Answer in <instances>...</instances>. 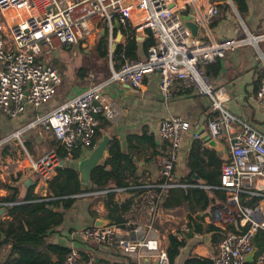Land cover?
<instances>
[{"label":"built area","instance_id":"built-area-1","mask_svg":"<svg viewBox=\"0 0 264 264\" xmlns=\"http://www.w3.org/2000/svg\"><path fill=\"white\" fill-rule=\"evenodd\" d=\"M197 3L198 0H0V110L16 117L27 105L38 108L51 99L61 82V75L55 64L43 60L46 52L55 46L54 43L73 45L85 41L98 33L97 23H101L109 31L103 51L93 67L101 79L49 111L37 114L31 122L13 132L12 137L19 139L26 130L42 126L64 146L62 156L57 155L55 149H49L38 158L27 154L28 167L38 174L40 183L46 184L58 168L80 159L96 145V129L101 117L109 120L115 116L113 107L103 95L111 83H126L139 88L146 74L157 73V88L168 100L172 84L178 81L182 87L191 88L210 100V135L225 137L229 150V157L220 169V183L201 186L224 191L226 204L217 210L216 220L212 221L206 215L200 222L203 225L205 221L213 222L224 229L239 216V225L247 226L241 233L221 230L209 259L212 264H245L255 233L264 231V213L259 205L241 206L239 196L248 194L264 198V132L229 110L228 95L213 84L205 65L223 58L226 51L235 47L246 43L257 46L264 40V32L240 38L213 39L209 26L218 14V8L211 4L202 10ZM188 6L190 11H187ZM188 18H193L199 25L195 36L184 23ZM115 19L126 35L132 37L137 31H142L155 40L144 57L125 60L118 67L112 50ZM201 30L205 37L199 34ZM121 56L124 57L123 53ZM256 98L264 107V79L257 89ZM233 121L237 122V127ZM188 127L189 123L178 115H171L158 123V137L168 145L160 163L162 181H140L134 186L104 189L92 184L86 191L71 195L81 198L114 193L118 197L122 190L146 189L142 196L136 198L139 203L124 215L123 222L81 227L78 233L83 241L114 249L133 258L136 264H142L147 256L155 259L157 264H169L161 232L153 226L160 210V194L152 190L200 186L180 182L173 176L179 159L181 135ZM4 141H0L1 146ZM79 147L82 153L76 159L74 153ZM20 202L0 199V208ZM164 211L168 217L181 221L178 227L164 232L168 231L180 239L181 233L189 229L188 216L173 215L174 210L169 208ZM136 213L147 216L145 224L132 218ZM94 263L92 254L76 247H70L65 262Z\"/></svg>","mask_w":264,"mask_h":264},{"label":"crops","instance_id":"crops-1","mask_svg":"<svg viewBox=\"0 0 264 264\" xmlns=\"http://www.w3.org/2000/svg\"><path fill=\"white\" fill-rule=\"evenodd\" d=\"M245 3V12L241 13L233 0L231 2L229 0H198L197 5L202 10L211 4L218 8V14L213 18L209 26L213 39L222 37L240 38L244 35L264 32V0H245ZM190 10L191 7L188 6L187 11ZM97 24L99 25L97 37L95 36L96 34L91 35L85 41H80L73 45L54 43L55 46L46 52L43 60L55 64L59 72L61 68L60 74L62 75V81L56 86L55 93L51 99L38 108L27 105L25 110L16 117H11L0 110V141L5 139L6 141L4 142H10L11 145L13 141H17L26 152V156L21 160H17L18 158L13 160L6 155L4 160L0 161V182H8L6 187L13 192V196H11L7 188H2L0 185V199L11 200L15 198L17 200V196L24 194L26 189L34 183L33 193L46 194L47 183H40L38 178L32 184L28 181L34 171L28 167L27 154L33 158H38L49 149H54L51 146V140L54 139L52 133L42 126H35L21 133L19 139L12 137V134L17 129L31 122L37 114L49 111L61 102L72 98L88 87V85L101 79L100 74L93 67L96 65L95 61H97L98 55L102 53L103 44L109 35V31L101 23ZM102 31L104 32L103 34H101ZM117 31L118 29L113 25L112 34L114 39ZM199 34L205 37L202 30ZM122 38L123 32L120 42ZM144 39H137L139 41L138 52L141 58L146 55L141 48V43ZM216 60H219L220 69L217 73L210 75V78L216 87L224 89L228 95L229 110L236 117L250 122L264 132V107L260 105L256 98V87L264 79V40L259 41L257 46L246 43L230 49L226 51L223 58ZM157 82V73H148L144 76L143 84L139 88L132 87L126 83L114 82L104 90V97L115 111V116L112 119H106L107 125L101 128V132L110 137L109 145L105 152V159L108 156V149L114 138L118 139L120 143L122 140L126 141L125 151L128 146L127 136L131 134L140 135L144 131L155 135L157 143L161 144L162 140L158 137L157 132L159 121L171 115H178L189 123V127L182 132L179 159L173 171L174 178L178 179L187 172V155L195 135L197 134L196 139L203 141L199 135L210 134L208 127L211 115L210 100L197 94L191 88L182 87L178 81L172 84L171 96L168 100H165L157 88ZM103 120L105 119H100V124ZM233 125L237 127V122L233 121ZM218 139L224 147L219 155L228 159L227 141L223 136H219ZM23 140H28V142L32 143L34 154L28 152ZM156 151L144 148L138 152L140 156L137 160L136 168L138 181L151 183L159 180L160 163L165 156V152L161 149ZM18 174H20L19 177ZM12 177L17 178V181L13 184L11 183ZM38 189L40 192H38ZM41 190H44V193ZM145 191L146 189L139 196H142ZM223 192L217 193L214 190H208L211 195V204L206 215L212 221L216 220L217 210L226 204V197H223L225 195ZM127 193L129 195L125 199L132 196L129 191ZM116 198L118 201H122L119 196ZM94 199H98L95 204L92 202ZM256 205H259L264 213L263 197ZM177 208L181 211L180 215L182 216L189 217L190 214L193 217L195 216L196 212H191L186 204ZM177 208H173V210ZM164 209L166 208H161L160 206L153 226L161 232L163 246L167 248L168 235L171 233L164 231L168 228L178 227L180 221L170 216L168 217ZM93 210L95 211L94 215L91 214ZM99 216H105L101 197H81L71 209L64 211L63 221L53 228L49 241L68 246L69 248L76 247L86 254H92L95 258L94 264H136L133 258L125 256L114 249L101 247L95 243L82 240L78 233L79 229L85 225L93 224L94 219ZM146 217L144 213H136L132 216L134 220L143 224L147 221ZM7 219H9L7 213L0 216V222ZM209 223L215 225L213 222L205 221L204 226ZM162 225H167V227L161 230L159 227ZM263 232L260 230L255 233L252 260L245 263L264 264ZM197 241L198 244H195ZM214 250L215 244H211L210 247L204 244L203 234L193 236L188 240L187 245L181 248L174 264H182L189 254L209 257ZM142 264L157 263L155 259L147 256Z\"/></svg>","mask_w":264,"mask_h":264},{"label":"trees","instance_id":"trees-1","mask_svg":"<svg viewBox=\"0 0 264 264\" xmlns=\"http://www.w3.org/2000/svg\"><path fill=\"white\" fill-rule=\"evenodd\" d=\"M233 1L236 3L238 10L244 13L246 9L245 0ZM154 42V38L149 34L141 43L142 52L145 54L149 45ZM138 44L139 41L136 36L130 37L123 33L121 42L117 44L113 51V58L117 67L125 60L141 58L138 52ZM122 53L124 57L121 56ZM205 69L209 72V75L217 73L220 69L219 60H214L205 65ZM258 87H256V92ZM102 119L104 118L101 117ZM106 125L107 121L105 119L97 127L95 141L102 137L101 128ZM127 142V150L123 151L120 141L114 138L109 146L107 158L92 170L89 188L92 184H96L99 189L122 188L140 184L136 174L137 160L140 158L138 152L144 148L157 151L161 149L166 155L168 147L166 141L158 144L155 135L148 134L146 131L140 135H128ZM23 143L28 152L34 154L32 143L28 140H23ZM51 146L54 147L57 155L62 156L64 146L59 141L52 139ZM81 153V147H79L74 153V158H79ZM6 155L13 160L16 158L21 160L26 156V152L17 141H13L12 145L8 142L1 146L0 161L4 160ZM226 160L214 150L205 147L202 141L194 138L187 155V172L178 178V181L200 186L195 188L172 187L162 191L158 188L152 190V192L160 194L161 208L173 209L186 204L191 212H196L194 217L191 214L189 215L187 223L189 229L181 233L182 237L180 239L174 234L168 235L166 249L169 264L175 263L181 248L185 247L188 240L193 236L212 231L211 244L214 245L221 236V230L225 229L240 233L246 230L247 226L242 227L239 225V216L236 217L235 221L227 224L224 229L212 223L204 226L200 222L203 221V217L207 214L211 204V195L208 190H214L217 193L222 191L215 187L204 188L201 186H217L220 183V169ZM19 176L20 174H18ZM16 181L17 178H11L12 184ZM158 181L160 182L162 179L159 178ZM34 185L35 183L29 186L24 194L17 196V200L21 202L8 206L7 215L9 219L0 222V264H65L66 262V256L70 248L49 241V236L53 232V228L63 221L64 211L71 209L77 200L81 199L71 196L81 192L78 172L72 167V162L58 168L55 175L47 181V193L45 195L33 193ZM144 189L137 187L127 190L132 196L124 201H118L114 193H106L100 196L103 201L105 216L111 218L113 223L123 222L124 215L131 212L134 204L139 203L136 198L141 195ZM260 199L261 197L258 196L241 194L239 203L241 206H255ZM94 212V210L91 211V214L94 215ZM195 244H198V241ZM182 264H212V262L209 257L189 254Z\"/></svg>","mask_w":264,"mask_h":264},{"label":"water","instance_id":"water-1","mask_svg":"<svg viewBox=\"0 0 264 264\" xmlns=\"http://www.w3.org/2000/svg\"><path fill=\"white\" fill-rule=\"evenodd\" d=\"M229 1L231 2V0H229ZM113 23H114L113 24L114 27H116L118 29L117 34H116L115 39H114V42L112 44V50L114 51L117 44L120 42V39L122 37V32L120 30L119 23L116 19L113 21ZM184 23L190 29L191 34L193 36H195L198 29H199V25L197 24V22H195L193 20V18H188V19L184 20ZM103 33L104 32L102 31L101 34H103ZM147 36H148V34L146 32H142V31L136 32V38L137 39H144ZM199 137L203 140L205 147L216 151V153H218V154L222 153L224 147L221 144V142L219 141L218 137H211V135L208 133H205L204 135H199ZM109 141H110V137L106 134H103L102 137L97 141L96 145L94 147H92L91 149H89L83 157L72 162V167L78 172V179L80 182L81 192H84L88 189L89 183H90V174H91L92 170L97 165L101 164L105 160V152L108 148ZM121 148L123 151H125V149H126V141L125 140L121 141ZM37 177H38V174L36 172H32V174L30 175V177L28 179L30 184H32L34 182V180L37 179ZM25 185H26V187H28L27 184H25ZM128 195L129 194L127 193V191H124V190L118 192V196L122 201ZM7 211H8L7 207L0 208V216L7 213ZM111 222H112V220L110 218L105 217V216H99V217H96L94 219L93 225L96 227H100V226H105V225L111 224ZM212 235H213L212 231L211 232L210 231L205 232L203 234V242L208 247L211 246ZM253 251H254V247H252V249L246 254L245 261L249 262L252 260Z\"/></svg>","mask_w":264,"mask_h":264},{"label":"rangeland","instance_id":"rangeland-1","mask_svg":"<svg viewBox=\"0 0 264 264\" xmlns=\"http://www.w3.org/2000/svg\"><path fill=\"white\" fill-rule=\"evenodd\" d=\"M96 37H97V34L95 35ZM99 37V36H98ZM95 63H96V61H95ZM60 73H61V68H60ZM61 75V74H60ZM61 81H62V75H61ZM8 182H0V185H1V187L2 188H7L6 186L8 185L7 184ZM46 187V186H45ZM40 189V188H39ZM38 189V192H40V190ZM7 190L10 192V195L11 196H13V192L11 191V189H9V188H7ZM41 192L42 193H44V190H41ZM45 193H47L46 191H45ZM12 199H15V198H12ZM79 200V199H78ZM97 200L98 199H94L92 202L95 204L96 202H97ZM184 207V206H183ZM185 208V207H184ZM180 213H181V211L177 208V209H175L173 212H172V214L173 215H176V216H178V217H182V215H180ZM180 221V220H179ZM181 222V221H180ZM167 227V225H162L161 227H159V229H164V228H166Z\"/></svg>","mask_w":264,"mask_h":264}]
</instances>
